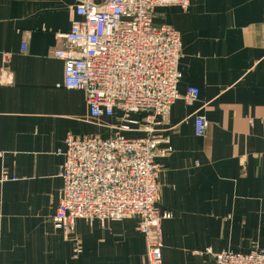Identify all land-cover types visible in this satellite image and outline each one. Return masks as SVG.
I'll return each mask as SVG.
<instances>
[{
  "label": "crops",
  "instance_id": "0c3cea01",
  "mask_svg": "<svg viewBox=\"0 0 264 264\" xmlns=\"http://www.w3.org/2000/svg\"><path fill=\"white\" fill-rule=\"evenodd\" d=\"M79 1L0 0V264L146 262L138 218L79 220L71 235L54 227L67 135L107 139L122 120L119 111L92 119L86 95L63 87L65 62L54 53L66 47ZM154 18L181 33L180 94L200 91L193 104H172L158 129L161 147L173 148L157 203L171 214L163 264H215L208 249H264V0H191ZM199 115L210 123L203 137Z\"/></svg>",
  "mask_w": 264,
  "mask_h": 264
},
{
  "label": "built area",
  "instance_id": "2783aa9c",
  "mask_svg": "<svg viewBox=\"0 0 264 264\" xmlns=\"http://www.w3.org/2000/svg\"><path fill=\"white\" fill-rule=\"evenodd\" d=\"M191 0H80L66 47L55 51L65 62L63 87L82 91L90 117L99 120L121 112L115 136L75 137L68 134L60 166L63 186L53 218L54 227L71 235L79 220L92 225L138 218L139 231L147 240L145 264H163L162 222L171 218L157 208L161 160L172 152L161 147L162 116L177 101L195 103L198 88L179 92L182 79L181 33L155 22V10L190 7ZM25 49H23V52ZM137 116V119L133 117ZM210 123L195 118V134L203 137ZM138 131L142 138L122 133ZM11 177L3 172L2 181ZM215 264H264V249L248 253L208 249Z\"/></svg>",
  "mask_w": 264,
  "mask_h": 264
}]
</instances>
